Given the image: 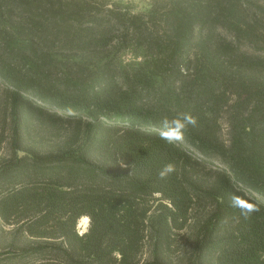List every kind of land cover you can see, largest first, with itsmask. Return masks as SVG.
Wrapping results in <instances>:
<instances>
[{
	"label": "trees",
	"instance_id": "1",
	"mask_svg": "<svg viewBox=\"0 0 264 264\" xmlns=\"http://www.w3.org/2000/svg\"><path fill=\"white\" fill-rule=\"evenodd\" d=\"M0 86L8 264H264V0H0Z\"/></svg>",
	"mask_w": 264,
	"mask_h": 264
},
{
	"label": "clouds",
	"instance_id": "2",
	"mask_svg": "<svg viewBox=\"0 0 264 264\" xmlns=\"http://www.w3.org/2000/svg\"><path fill=\"white\" fill-rule=\"evenodd\" d=\"M196 118L190 113H184L182 118H173L169 119L167 116L162 117L160 120L161 132L160 138L167 143H174L183 140L184 129L188 125L195 126ZM175 171V165L171 162L165 164L158 172V177L163 179ZM230 206L233 208L240 209L241 215H244L247 218L252 212L259 211V207L252 203L248 204V210L245 211L240 206L239 195H233L230 197Z\"/></svg>",
	"mask_w": 264,
	"mask_h": 264
},
{
	"label": "rangeland",
	"instance_id": "3",
	"mask_svg": "<svg viewBox=\"0 0 264 264\" xmlns=\"http://www.w3.org/2000/svg\"><path fill=\"white\" fill-rule=\"evenodd\" d=\"M2 87L0 86V124L1 120L4 118V127L2 129V137L4 138L3 142L0 144V155L6 154L7 150V138H8V110L2 101ZM1 132V131H0ZM10 226L0 222V264H8V229ZM78 232L82 231V228H79V221L76 224Z\"/></svg>",
	"mask_w": 264,
	"mask_h": 264
},
{
	"label": "bare ground",
	"instance_id": "4",
	"mask_svg": "<svg viewBox=\"0 0 264 264\" xmlns=\"http://www.w3.org/2000/svg\"><path fill=\"white\" fill-rule=\"evenodd\" d=\"M87 224V218L86 216H82L80 219H79V228H84Z\"/></svg>",
	"mask_w": 264,
	"mask_h": 264
},
{
	"label": "water",
	"instance_id": "5",
	"mask_svg": "<svg viewBox=\"0 0 264 264\" xmlns=\"http://www.w3.org/2000/svg\"><path fill=\"white\" fill-rule=\"evenodd\" d=\"M86 218H87V217H86ZM87 220H88V218H87ZM86 226H87V224H86ZM86 226H85L84 229H83L82 231H80L79 233H82L83 231H85Z\"/></svg>",
	"mask_w": 264,
	"mask_h": 264
}]
</instances>
